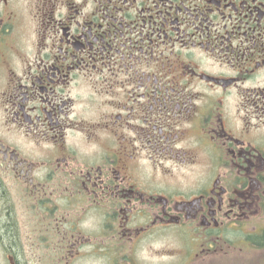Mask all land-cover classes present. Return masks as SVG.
<instances>
[{
  "label": "flooded vegetation",
  "instance_id": "1",
  "mask_svg": "<svg viewBox=\"0 0 264 264\" xmlns=\"http://www.w3.org/2000/svg\"><path fill=\"white\" fill-rule=\"evenodd\" d=\"M260 252L264 0H0V264Z\"/></svg>",
  "mask_w": 264,
  "mask_h": 264
},
{
  "label": "rangeland",
  "instance_id": "2",
  "mask_svg": "<svg viewBox=\"0 0 264 264\" xmlns=\"http://www.w3.org/2000/svg\"><path fill=\"white\" fill-rule=\"evenodd\" d=\"M23 215L22 214H19V217H18V219L19 218H21ZM20 221L21 222H23V220L22 219H20ZM257 255H261V256H257ZM251 254L248 258H247V260L248 259H251V258H253L252 259V261L250 262V263H248V264H264V252H260V253H258V254ZM262 259V260H261ZM169 261V260H168Z\"/></svg>",
  "mask_w": 264,
  "mask_h": 264
},
{
  "label": "trees",
  "instance_id": "3",
  "mask_svg": "<svg viewBox=\"0 0 264 264\" xmlns=\"http://www.w3.org/2000/svg\"><path fill=\"white\" fill-rule=\"evenodd\" d=\"M12 221L14 222V219H12Z\"/></svg>",
  "mask_w": 264,
  "mask_h": 264
}]
</instances>
